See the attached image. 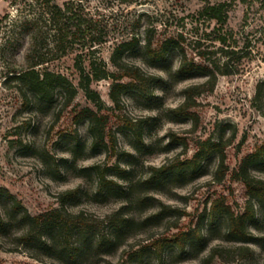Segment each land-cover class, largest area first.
I'll list each match as a JSON object with an SVG mask.
<instances>
[{"label":"rangeland","instance_id":"374dc122","mask_svg":"<svg viewBox=\"0 0 264 264\" xmlns=\"http://www.w3.org/2000/svg\"><path fill=\"white\" fill-rule=\"evenodd\" d=\"M57 1L62 4L66 0ZM82 1L107 26V42L95 54L100 68L103 61L115 70L113 48L129 34L144 40L148 35L162 39L182 33L188 59L199 61L197 49L205 50L211 52L209 60L221 71L227 61L232 73L219 74L213 91L196 98L192 111L198 115L199 126L193 130L189 118L170 110L182 103L186 87L203 82L205 77H178L177 52H171L161 63L150 60L141 48L128 52L126 62L154 76L145 91H126L119 105H114L109 96L111 80L91 85L99 94L102 109L98 113L109 116L108 130L116 137V154L111 155L105 145L95 143L89 121L76 116L83 108L97 107L80 88L74 53L62 55L52 50L45 64L52 72L64 74L77 88L69 107H64L59 89L49 100L30 92L26 100L19 91L22 84L9 79L25 63L29 34L23 24L25 20L36 22L38 5L32 0H18L14 5L12 0H0V187L12 195V199L0 195V264H206L205 258L216 246L223 253L211 264H264L263 223L251 227L258 238L244 244L250 248L247 256L237 251L243 244L225 239L223 219L213 227L207 221L199 223L204 240L190 245L185 253L176 246H166L161 263L154 249L147 247L156 239L194 228L204 209L218 196H224L235 212H244L246 188L231 174L245 155L264 142V97L257 95L259 86L264 88V2L136 0L128 5L119 0ZM206 2L228 4L224 26L197 15ZM220 34L228 38V46L223 48L234 50L230 58L215 40ZM231 127L237 134L226 149L228 172L221 183L214 180L218 164L215 155L202 163L195 179H154V167L190 157L199 138L214 139L225 130L226 142ZM176 138L186 139L187 148ZM102 170L112 184L100 191L98 175ZM252 173L264 179V165L255 166ZM76 189L75 199L63 201L62 194ZM15 201L31 216L56 209L67 216L83 214L84 225L75 230L74 237L83 248L78 262L72 263L58 253L49 255L45 249L22 241L28 225L15 211ZM118 218L130 222L114 240L117 246L99 249L97 240L111 233V220ZM137 252L139 256L130 257Z\"/></svg>","mask_w":264,"mask_h":264},{"label":"trees","instance_id":"16d2710c","mask_svg":"<svg viewBox=\"0 0 264 264\" xmlns=\"http://www.w3.org/2000/svg\"><path fill=\"white\" fill-rule=\"evenodd\" d=\"M18 0H12L11 4H17ZM124 4H133L136 0H119ZM264 2V0H262ZM38 5L36 22L31 20L24 21L29 34V42L26 47L25 63L16 71L15 75L10 76V80H15L23 87H19L22 96L28 100V93H34L42 100H49L51 93L59 89L65 100L64 107H69L77 95V88L62 73L52 72L45 64L49 62L48 53L52 50L60 52L62 55L75 54L74 66L79 75L80 88L96 108H83L77 112L78 117L89 121V130L95 138V143L105 145L111 155L116 154V137L108 130L110 118L107 114H99L102 109L99 103V94L91 85L95 81L109 79L112 81L110 89V99L114 105H119L122 93L138 89L145 91L154 76L145 73L139 66L130 65L125 61V55L133 50L141 48L145 55L155 63L166 62L171 52L179 55V64L175 71L178 77H192L200 75L205 77L201 83L190 85L183 90L184 99L178 106L170 111L178 117L189 118L192 122L193 130L199 126L198 115L192 111L196 106V98L204 93L213 91L219 74H231L228 63L219 66L210 61L208 54L211 52L197 49L196 56L199 61L188 59L186 45L184 44L183 34L168 35L162 39H156L153 35H148L144 40L132 34L118 41L111 54V63L115 70L107 68L105 63L103 68L98 67L95 54L98 47L107 42V26L101 23L97 14L91 12L82 0H66L59 4L57 0H32ZM31 6V4H29ZM198 16L215 21L216 25L224 26L229 17V8L226 3L206 2L197 12ZM141 16L147 17L146 14ZM7 17V14L3 18ZM2 18V19H3ZM42 24V25H41ZM41 25V26H40ZM38 27V28H37ZM26 33V32H25ZM220 43V51L234 54V50L223 47L228 46L226 34H220L215 38ZM200 43V39L196 42ZM52 46V48L50 47ZM199 48V47H198ZM228 60V59H227ZM44 66V67H43ZM40 67H43L40 69ZM166 74L171 72L164 70ZM259 98L264 97L263 85L258 88ZM129 123L127 119L124 120ZM230 134L226 142L224 133L217 138L197 139L195 141V151L190 157L173 160L160 167L153 168L154 179L174 177L178 179H195L200 175L202 163L209 157H218V164L215 170L214 180L221 183L226 177L228 166L226 164V149L236 138V129L229 128ZM175 138L172 137L171 141ZM185 148L188 143L184 138H176ZM264 165V142L257 146L255 150L245 155L238 166L233 170L231 178L240 181L246 188L248 199L245 203L244 212H235L231 205L226 203L224 196H218L210 202V206L204 209L201 221L194 228L185 231H178L168 237L156 239L147 247L154 249L158 260L163 261L165 247L176 246L181 252L188 251V247L194 243L201 244L204 240L203 228L199 223L207 221L213 227L220 219L225 221V239L229 242L243 244L237 248L243 256H247L250 251L249 245L257 240V235L251 227L264 224V179L255 176L252 170L255 166ZM99 190L103 191L112 184L106 178V172L99 173ZM78 190H69L62 194L63 201L75 199ZM0 195L12 199V195L7 188L0 187ZM258 207V208H257ZM169 207L163 206V209ZM14 209L21 213V218L28 225V230L21 240L36 247H41L49 255L60 254L72 263H77L78 258L83 254L80 245L74 241L75 230L80 229L83 222V214L65 215L59 209L31 216L19 201H15ZM130 220L127 218L111 220L112 231L108 236H100L97 240V247L117 246L116 239L128 227ZM115 240V241H114ZM245 244V245H244ZM223 249L220 246L213 247L209 255L205 258L206 264H211L218 256H221ZM137 257V253H132L131 258Z\"/></svg>","mask_w":264,"mask_h":264}]
</instances>
